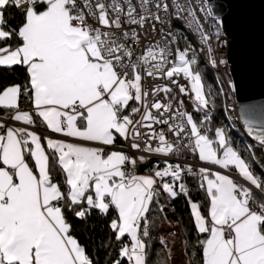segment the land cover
I'll use <instances>...</instances> for the list:
<instances>
[{
    "label": "snow or ice",
    "instance_id": "6c2138e0",
    "mask_svg": "<svg viewBox=\"0 0 264 264\" xmlns=\"http://www.w3.org/2000/svg\"><path fill=\"white\" fill-rule=\"evenodd\" d=\"M223 10L0 0V264H264V111L238 146L208 82Z\"/></svg>",
    "mask_w": 264,
    "mask_h": 264
},
{
    "label": "water",
    "instance_id": "95a60500",
    "mask_svg": "<svg viewBox=\"0 0 264 264\" xmlns=\"http://www.w3.org/2000/svg\"><path fill=\"white\" fill-rule=\"evenodd\" d=\"M227 60L237 84V121L244 133L242 109L264 111V0H220ZM222 13V12H221ZM220 13V14H221Z\"/></svg>",
    "mask_w": 264,
    "mask_h": 264
},
{
    "label": "trees",
    "instance_id": "16d2710c",
    "mask_svg": "<svg viewBox=\"0 0 264 264\" xmlns=\"http://www.w3.org/2000/svg\"><path fill=\"white\" fill-rule=\"evenodd\" d=\"M208 82H213L210 73H208ZM215 87V85H214ZM223 102L221 98L218 101V111L216 113L217 119L220 121V123L225 124V125H231L233 123V120L235 122V127L230 128L231 135L235 138V141L237 145H243L245 143H252V140L250 137H247L246 133L242 131L240 128L238 121L236 118L231 116L230 114L226 113L223 111ZM257 156H260V153L257 152ZM261 163H264V161H260ZM175 210H176V216L177 217H183L184 218V223H188V210L185 204V201L183 198L178 199L175 201ZM79 227V225H78Z\"/></svg>",
    "mask_w": 264,
    "mask_h": 264
},
{
    "label": "built area",
    "instance_id": "2783aa9c",
    "mask_svg": "<svg viewBox=\"0 0 264 264\" xmlns=\"http://www.w3.org/2000/svg\"><path fill=\"white\" fill-rule=\"evenodd\" d=\"M222 4H224V3H222ZM223 13L224 12H222L220 14V16H222ZM223 38L226 41L229 40V38L225 34H224ZM193 43H195V41H193ZM218 55L227 60V43L224 45L223 51L220 52ZM209 73L211 75L212 80L215 81V83H214L215 87L218 88L219 82L222 81L223 86H224L225 90L227 91V82L229 79H232V76H231V73L229 70L228 60H227V64L220 66L218 72H217V70H211ZM220 98L223 102V106L227 105V111H225V112L237 119V109H236L237 103H236V99H235V93H230L226 100L224 97H220Z\"/></svg>",
    "mask_w": 264,
    "mask_h": 264
},
{
    "label": "crops",
    "instance_id": "0c3cea01",
    "mask_svg": "<svg viewBox=\"0 0 264 264\" xmlns=\"http://www.w3.org/2000/svg\"><path fill=\"white\" fill-rule=\"evenodd\" d=\"M194 198H198V197H196L195 195H194ZM188 210V209H187Z\"/></svg>",
    "mask_w": 264,
    "mask_h": 264
}]
</instances>
